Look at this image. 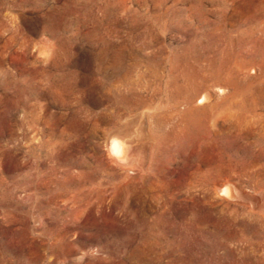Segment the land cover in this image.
Here are the masks:
<instances>
[{
	"label": "rangeland",
	"instance_id": "374dc122",
	"mask_svg": "<svg viewBox=\"0 0 264 264\" xmlns=\"http://www.w3.org/2000/svg\"><path fill=\"white\" fill-rule=\"evenodd\" d=\"M0 264H264V0H0Z\"/></svg>",
	"mask_w": 264,
	"mask_h": 264
},
{
	"label": "clouds",
	"instance_id": "9594fccd",
	"mask_svg": "<svg viewBox=\"0 0 264 264\" xmlns=\"http://www.w3.org/2000/svg\"><path fill=\"white\" fill-rule=\"evenodd\" d=\"M104 152L109 162L116 167L131 168L133 166V157L129 156L130 149L119 138H112L111 140H108L104 146ZM86 253L99 255V250L96 247H90L85 250V253H82L81 256L77 257V260L83 261Z\"/></svg>",
	"mask_w": 264,
	"mask_h": 264
},
{
	"label": "bare ground",
	"instance_id": "6f19581e",
	"mask_svg": "<svg viewBox=\"0 0 264 264\" xmlns=\"http://www.w3.org/2000/svg\"><path fill=\"white\" fill-rule=\"evenodd\" d=\"M125 136H127V135H125ZM119 137V136H118ZM121 137V136H120ZM117 138V137H116ZM120 140H122L124 143H125V145L130 149V145H129V141L128 140H126L127 139V137H126V139L125 138H119ZM134 141V140H133ZM137 147V146H136ZM132 151V150H131ZM141 152V151H140ZM135 154V153H134ZM138 154V153H137ZM130 155V154H129ZM139 155V154H138ZM137 158H139V157H137ZM136 163V162H135ZM135 165V164H134Z\"/></svg>",
	"mask_w": 264,
	"mask_h": 264
}]
</instances>
